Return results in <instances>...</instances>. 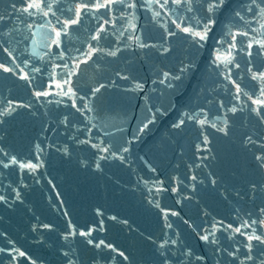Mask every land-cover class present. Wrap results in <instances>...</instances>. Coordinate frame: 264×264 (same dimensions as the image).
Wrapping results in <instances>:
<instances>
[{
	"label": "water",
	"instance_id": "water-1",
	"mask_svg": "<svg viewBox=\"0 0 264 264\" xmlns=\"http://www.w3.org/2000/svg\"><path fill=\"white\" fill-rule=\"evenodd\" d=\"M94 2L0 0V264H264V0Z\"/></svg>",
	"mask_w": 264,
	"mask_h": 264
},
{
	"label": "snow or ice",
	"instance_id": "snow-or-ice-1",
	"mask_svg": "<svg viewBox=\"0 0 264 264\" xmlns=\"http://www.w3.org/2000/svg\"><path fill=\"white\" fill-rule=\"evenodd\" d=\"M149 3H159V0H148ZM173 2H176V3H179L180 0H173ZM185 2L187 3H191V0H185ZM256 0H252V3L255 4ZM116 3H124V0H95V2L91 5V8L92 10H95V11H99L100 9H109L111 8L112 5L116 4ZM165 3H167V0H165ZM224 3V0H212L211 3H209V6H208V12L209 13H212L216 8L222 6ZM129 8H133L135 7V4L134 3H129L127 5ZM163 6V5H162ZM90 7V5L88 3H84L82 4L78 9H77V13H76V17L74 19H72L71 21H68L66 22V26H70V25H74V24H77L80 20V16H81V13L85 12L86 10H88ZM51 8H52V5L50 3L46 4L45 3V0H26V5L25 7L22 9L23 12H27L29 13V15H32L34 12L36 11H39L41 12L44 16H47L49 14V12L51 11ZM47 9V10H45ZM54 14V13H53ZM260 14L261 16H264V8H261L260 9ZM157 16H159V13L157 12L156 13ZM237 15H239V13H237ZM0 19H2V17H0ZM107 23V21H106ZM210 26H211V21H209V24H206L204 26V29L203 31H196L195 29L193 28H190V27H183L181 28V31L185 32L186 34H188L189 36L193 37V40L194 41H204L207 39V34H208V31H210ZM177 27H180L179 24H177ZM262 28H264V24L261 25ZM53 31H55V29H53ZM105 31L104 28H100L97 35L94 37V39H100V36H99V33L100 32H103ZM56 40L53 41V43H56L57 46H59V43H60V37L62 35V33L60 31H56ZM236 35H244V36H247L248 34L247 33H237ZM255 43L261 48V49H264V41H255ZM232 47L234 48L235 47V44L232 45ZM249 48L253 47V44L252 43H249L248 45ZM111 55H115V53H110ZM249 55H251V53H249ZM216 60L220 61L221 63H224V64H227V65H231L233 63V60H234V57L232 56V53L231 51H227L226 53L224 54H221L219 52V50H217V55H216ZM19 67V66H17ZM238 67V65H237ZM0 70L4 71V72H12L13 70L9 67H6L4 64H0ZM37 71H39V69H36ZM249 71H251V69H249ZM169 76L168 73H164V78L167 79ZM22 79H25L27 80L28 77L27 76H22L21 77ZM179 77H177L178 79ZM252 79L253 80H257V81H264V71L262 72H259V73H256V72H253L252 73ZM163 83V81H161ZM68 82L65 81V84H67ZM56 87H62L61 85L57 84ZM136 87L138 89H141L142 90V86L137 84ZM96 91H99V89H96ZM240 88L239 86L236 87V92H237V95H239L240 93ZM71 92V89L68 88L67 91L65 92V94H68ZM49 93L47 92H37L36 95L37 96H41V95H48ZM245 95H247L245 93ZM249 100H251L252 104L254 105H257V109H255L257 111V114L260 115L259 113V109L260 108H264V86H261L259 88V96H257L255 99H253L252 96H249L248 97ZM11 104V102H9ZM9 111H11V107H9L8 109ZM237 109L236 107L234 106L232 109H230V111L232 112H235ZM4 113L3 112H0V115H3ZM189 119H193L194 117H191L189 116L188 117ZM154 121L149 119L147 121V123H145L143 125V127L140 129V131H143L144 128H147L148 124L150 123H153ZM199 123L201 125H203L205 123L204 120H200ZM184 124V119H181L177 124L174 125V127H180L181 125ZM215 126V125H213ZM222 130V129H221ZM249 140H251V137L248 138ZM103 151H107V149H103ZM124 151H128L127 148L124 149ZM103 158V157H102ZM257 160H261V161H264V156H257L256 157ZM12 163L15 164L17 163L16 159L13 158L12 159ZM8 165L5 164V167H7ZM262 167H264V163H262L261 165ZM20 168H29V169H35L36 167H38V165H35V164H32V163H28V164H24V163H21L19 165ZM18 195V194H17ZM4 197L3 196H0V200H3ZM172 215H176V213H172ZM257 221L253 220L251 221V224H256ZM261 223H264V220L261 221ZM168 227H171V225H167ZM246 226L247 225V222H246ZM47 227V226H45ZM213 228H215V225H213ZM234 231L236 232H240V229L239 228H236L234 229ZM80 235H91V233H84V232H81ZM215 235V232L212 231V232H209L207 235H203L201 237L202 240L204 241H208L209 240V236H214ZM247 240L249 242L253 241V240H258L260 241L261 243H264V238H262L261 235H257L256 232H255V229H253V232L252 234L248 235L247 236ZM216 241L213 239L212 240V243H215ZM89 243H92V241H89ZM104 242L101 241L100 244H103ZM100 245L98 244L97 247H99ZM164 245H161V247H163ZM249 248H251V243H249L248 245ZM0 251H2V249H0ZM19 255L20 256H24L25 253L24 252H19ZM121 255H123L121 253ZM248 259H251V256L248 257Z\"/></svg>",
	"mask_w": 264,
	"mask_h": 264
}]
</instances>
